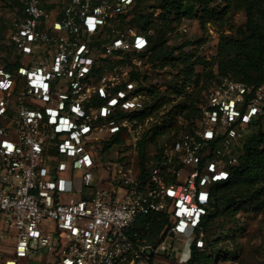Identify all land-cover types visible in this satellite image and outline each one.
Masks as SVG:
<instances>
[{
    "label": "built area",
    "instance_id": "1",
    "mask_svg": "<svg viewBox=\"0 0 264 264\" xmlns=\"http://www.w3.org/2000/svg\"><path fill=\"white\" fill-rule=\"evenodd\" d=\"M13 1L0 44V264H32L43 250V264L176 258L170 239L195 237L212 186L243 156L264 113V80L213 81L192 129L144 172L131 158L103 161L113 138L139 144L150 119L137 80L148 40L128 22L135 0ZM148 213L170 221L159 241L130 232Z\"/></svg>",
    "mask_w": 264,
    "mask_h": 264
},
{
    "label": "trees",
    "instance_id": "2",
    "mask_svg": "<svg viewBox=\"0 0 264 264\" xmlns=\"http://www.w3.org/2000/svg\"><path fill=\"white\" fill-rule=\"evenodd\" d=\"M220 3L212 5V0H161L162 12L159 16V23L147 19L143 24L140 19L143 15L134 10L140 3L135 0L132 7L133 15L129 19V24L135 26L139 24L142 33L148 40L147 51L150 52V62L159 61L161 66L177 68L184 82L190 81L193 77H229L249 85H258L264 80V0H219ZM235 10H243L245 21L242 25L234 24ZM184 16H191L198 20L204 34H209V29L213 28L218 34V43L215 55L206 59L197 55L196 50L184 51L188 45L201 46L206 42L204 37L199 38L195 43L185 41L179 47L169 48L167 46L168 36L173 34ZM153 28V29H152ZM152 29V33H147ZM201 66L205 73L198 74L195 68ZM215 70L216 75H211ZM157 90H149L148 96L151 98L145 102V115L150 116L149 109L159 110L162 106L168 105L172 94L168 91L156 94ZM206 92V91H205ZM173 108L181 110L180 105ZM187 119L199 117V105H190ZM185 112L178 111L172 116ZM143 115L142 117H144ZM264 113L257 119L255 124L243 138V156L237 164L230 170L228 179L215 183L211 188V209L201 219L195 237L189 245V255L184 264H216V261L223 253L219 247L222 241L218 236L205 243V233L213 234V229L222 230L224 227L217 223L221 216L233 220L241 210H249L254 213L264 214V133L262 123ZM195 121L190 123V130ZM173 129V125L166 124L152 126L147 131L146 136L154 147L158 146V139L168 135ZM145 138V135L143 139ZM139 144L140 168L145 171L143 148L145 142ZM174 140V139H173ZM172 140V141H173ZM119 142L113 138L107 143V147ZM163 147L159 148V151ZM170 225L169 219L162 213H148L140 215L134 221L130 232H137L141 238L150 242L162 239ZM203 246L197 247L195 241L200 238ZM226 237V235H223ZM262 253V248H261ZM261 254L257 264H261Z\"/></svg>",
    "mask_w": 264,
    "mask_h": 264
},
{
    "label": "rangeland",
    "instance_id": "3",
    "mask_svg": "<svg viewBox=\"0 0 264 264\" xmlns=\"http://www.w3.org/2000/svg\"><path fill=\"white\" fill-rule=\"evenodd\" d=\"M218 3H220L219 0H212V5H217ZM17 5V2L13 0H0V44L4 42L10 30ZM220 7H223V4L220 3ZM134 11L143 15L139 24H143L147 19L151 20L153 24L159 23V16L162 12L161 0H140V3ZM132 15L133 12H131L130 17ZM233 21L236 26H240L244 23L245 16L243 10H235ZM139 24L134 26L137 30H140ZM152 29H149L147 33H152ZM208 32V35L203 33L196 18L184 16L175 32L168 36L167 46L169 48L179 47L183 45L185 41L195 43L199 38L204 37L206 42L203 45H188L185 46L183 50H196L198 56L210 60L216 53L218 34L213 28H210ZM149 55L150 52L147 53V56L145 55L143 57V65L138 73L137 80L140 81V85L143 86L148 93L149 90L153 88L157 90L156 94H162L166 91L170 92L172 94V100L168 105L162 106L159 110L151 111L152 108L149 109L150 119L148 123L143 126V133L141 132V141L145 135L143 139L145 142L143 148L144 164L158 154L160 147H163L179 135L190 130V123L195 120L187 119L190 112L188 107L190 105H200L203 101L205 91H207L213 81L221 78L217 76L214 77L213 80H210L204 75V68L198 66L195 68L196 73L203 74L204 77H201L199 80L198 76H195L190 81L184 82L182 76L178 73L180 65L177 68L169 66L163 67L159 61L150 62ZM211 75H216L215 70H213ZM147 101H149L150 104L151 98L149 96ZM174 105H180L181 110L173 108ZM183 110H185V112L182 114L175 117L172 116L174 113ZM162 121H166V124L173 125V129L168 135L160 137L158 139V146L154 147L147 138L149 135L146 136V133L152 126L162 125ZM262 132L264 133V120L262 123ZM123 142V144L108 147L106 146L107 144L104 145L100 155L103 161H126L131 158L137 169L141 170L140 142L139 144L137 143L135 147L130 145V140L127 138ZM217 223H223L224 234L222 230L218 229H213V234L211 235L209 232L205 233V243L207 241V243H209V241L218 236L222 239L219 243V247L223 249V253L216 261V264H257L261 254V248L264 245V214L254 213L249 210H241L233 220L221 216L217 219ZM223 235H226V237ZM170 240L174 243L177 255L176 258L170 261H164L163 264H184L189 255V245L192 241V237L175 236ZM45 254L46 252L44 250L40 251L39 254L34 257L35 262L32 264H43L38 261L41 257L43 258ZM178 257L181 259L180 262L178 261Z\"/></svg>",
    "mask_w": 264,
    "mask_h": 264
}]
</instances>
